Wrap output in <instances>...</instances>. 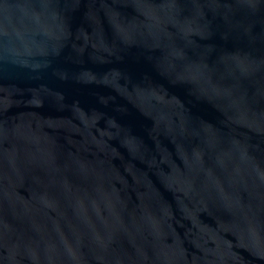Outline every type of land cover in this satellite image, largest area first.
Masks as SVG:
<instances>
[{"label":"water","instance_id":"1","mask_svg":"<svg viewBox=\"0 0 264 264\" xmlns=\"http://www.w3.org/2000/svg\"><path fill=\"white\" fill-rule=\"evenodd\" d=\"M0 264H264V0H0Z\"/></svg>","mask_w":264,"mask_h":264}]
</instances>
